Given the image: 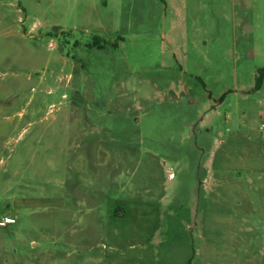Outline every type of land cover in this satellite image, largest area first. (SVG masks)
I'll use <instances>...</instances> for the list:
<instances>
[{
	"label": "rangeland",
	"instance_id": "1",
	"mask_svg": "<svg viewBox=\"0 0 264 264\" xmlns=\"http://www.w3.org/2000/svg\"><path fill=\"white\" fill-rule=\"evenodd\" d=\"M263 69L264 0H0V264H264Z\"/></svg>",
	"mask_w": 264,
	"mask_h": 264
},
{
	"label": "trees",
	"instance_id": "2",
	"mask_svg": "<svg viewBox=\"0 0 264 264\" xmlns=\"http://www.w3.org/2000/svg\"><path fill=\"white\" fill-rule=\"evenodd\" d=\"M263 81H264V69L261 70L260 75L257 79L256 90H259L262 87ZM222 99H224V97Z\"/></svg>",
	"mask_w": 264,
	"mask_h": 264
},
{
	"label": "built area",
	"instance_id": "3",
	"mask_svg": "<svg viewBox=\"0 0 264 264\" xmlns=\"http://www.w3.org/2000/svg\"><path fill=\"white\" fill-rule=\"evenodd\" d=\"M15 223V220L12 219V218H6L3 220V223L2 224H14Z\"/></svg>",
	"mask_w": 264,
	"mask_h": 264
}]
</instances>
